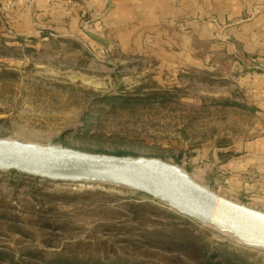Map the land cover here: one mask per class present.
<instances>
[{
    "label": "rangeland",
    "instance_id": "1",
    "mask_svg": "<svg viewBox=\"0 0 264 264\" xmlns=\"http://www.w3.org/2000/svg\"><path fill=\"white\" fill-rule=\"evenodd\" d=\"M1 3L0 141L158 160L248 204L244 188L254 183L232 185L225 169L264 134L239 25L219 13L202 14L196 29L191 16L150 24L109 4L87 12L80 0ZM16 8H36L40 28L11 29ZM137 193L0 172V253L13 264H208L206 255L222 253L225 264H264L263 251ZM185 239L203 247L184 251Z\"/></svg>",
    "mask_w": 264,
    "mask_h": 264
},
{
    "label": "water",
    "instance_id": "2",
    "mask_svg": "<svg viewBox=\"0 0 264 264\" xmlns=\"http://www.w3.org/2000/svg\"><path fill=\"white\" fill-rule=\"evenodd\" d=\"M0 172L48 181L125 178L131 183L127 187L153 197L175 214L264 252V214L217 196L178 168L158 160L0 141Z\"/></svg>",
    "mask_w": 264,
    "mask_h": 264
},
{
    "label": "crops",
    "instance_id": "3",
    "mask_svg": "<svg viewBox=\"0 0 264 264\" xmlns=\"http://www.w3.org/2000/svg\"><path fill=\"white\" fill-rule=\"evenodd\" d=\"M6 1L2 0L1 4L6 5ZM63 2L54 3L52 7L61 9L66 5ZM108 4L112 6V11L115 14L127 15L129 18L135 15H145L146 23L150 24L163 25L169 22V18H173L171 19L173 22H178L184 16H191L193 28L196 29L199 28L202 14L219 13L218 15H224V20L228 24L239 25L242 32L240 40L241 63L244 66L247 64V70H253V75H247V78L257 81L256 88L253 89V95L256 96L254 107L259 112L264 127V0H220L218 12V4L215 0L212 2L214 10H211L210 0H80L81 9L87 12H101ZM42 5L44 7L41 10L45 11L44 13L48 12L46 15L50 16L52 12L49 11L52 8H49L50 6L45 8L44 3ZM6 6L8 8V5ZM11 6H15V4ZM38 8L40 9V7ZM202 8H204L203 11ZM34 9L36 8L12 10L17 18L15 21H6V24H12L9 27L19 32H32L38 29L39 26L33 19L36 15ZM1 14L10 15L8 12ZM53 15H57V12L55 11ZM59 15L64 16L66 13L60 12ZM225 169L230 176L232 185L238 178L254 183V185L244 188L246 193H250V198L248 204L243 206L264 214V134L244 147L243 154L239 159H231L226 162ZM236 189L232 188L233 194L239 193Z\"/></svg>",
    "mask_w": 264,
    "mask_h": 264
},
{
    "label": "trees",
    "instance_id": "4",
    "mask_svg": "<svg viewBox=\"0 0 264 264\" xmlns=\"http://www.w3.org/2000/svg\"><path fill=\"white\" fill-rule=\"evenodd\" d=\"M114 156H125V155L116 154ZM9 173L12 174V175H16V176L20 175V174H18L16 172H9ZM137 195L146 196L143 193H137ZM146 197H148V196H146ZM178 236H180V232H179ZM174 239L176 240V236L174 237ZM180 242H181L180 248H182V250H184V251H192V250H196L198 247H203L202 244H199L198 242L192 241L190 239L189 240L185 239V240H182V241L180 240ZM222 254H217V256L206 255V260H207L208 264H215V263L216 264H225V263H227L228 259H226V257L223 256ZM0 259H6L8 264H13L12 258L8 257V256H6L4 254L0 253ZM213 261H215V263ZM243 262H244V260L240 259V262H238V264H245Z\"/></svg>",
    "mask_w": 264,
    "mask_h": 264
},
{
    "label": "bare ground",
    "instance_id": "5",
    "mask_svg": "<svg viewBox=\"0 0 264 264\" xmlns=\"http://www.w3.org/2000/svg\"><path fill=\"white\" fill-rule=\"evenodd\" d=\"M109 182L112 183V184L123 185V186H126V187L131 185L130 181H128L125 178L114 179V180H110Z\"/></svg>",
    "mask_w": 264,
    "mask_h": 264
}]
</instances>
